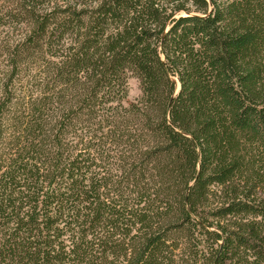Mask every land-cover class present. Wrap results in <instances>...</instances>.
<instances>
[{
	"label": "trees",
	"instance_id": "1",
	"mask_svg": "<svg viewBox=\"0 0 264 264\" xmlns=\"http://www.w3.org/2000/svg\"><path fill=\"white\" fill-rule=\"evenodd\" d=\"M0 264H264V0H0Z\"/></svg>",
	"mask_w": 264,
	"mask_h": 264
},
{
	"label": "rangeland",
	"instance_id": "2",
	"mask_svg": "<svg viewBox=\"0 0 264 264\" xmlns=\"http://www.w3.org/2000/svg\"><path fill=\"white\" fill-rule=\"evenodd\" d=\"M178 85V83H177ZM140 93L139 82L135 76L129 77V89H128V98L134 99Z\"/></svg>",
	"mask_w": 264,
	"mask_h": 264
}]
</instances>
